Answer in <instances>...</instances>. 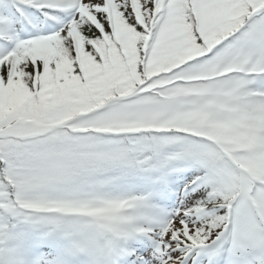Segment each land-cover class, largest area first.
<instances>
[{"label":"snow or ice","instance_id":"6c2138e0","mask_svg":"<svg viewBox=\"0 0 264 264\" xmlns=\"http://www.w3.org/2000/svg\"><path fill=\"white\" fill-rule=\"evenodd\" d=\"M0 264H264V0H0Z\"/></svg>","mask_w":264,"mask_h":264}]
</instances>
